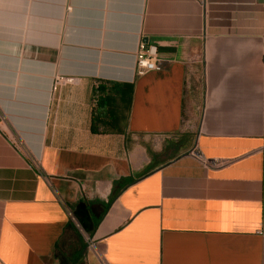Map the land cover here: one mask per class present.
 <instances>
[{
  "label": "crops",
  "instance_id": "crops-1",
  "mask_svg": "<svg viewBox=\"0 0 264 264\" xmlns=\"http://www.w3.org/2000/svg\"><path fill=\"white\" fill-rule=\"evenodd\" d=\"M0 264H264V0H0Z\"/></svg>",
  "mask_w": 264,
  "mask_h": 264
},
{
  "label": "trees",
  "instance_id": "trees-1",
  "mask_svg": "<svg viewBox=\"0 0 264 264\" xmlns=\"http://www.w3.org/2000/svg\"><path fill=\"white\" fill-rule=\"evenodd\" d=\"M131 93V84L96 82L93 89L90 130L93 133L121 131V126L126 120L125 110L121 108V104L130 105ZM96 224L97 221L92 223L91 227L86 230L87 234L93 231Z\"/></svg>",
  "mask_w": 264,
  "mask_h": 264
},
{
  "label": "built area",
  "instance_id": "built-area-1",
  "mask_svg": "<svg viewBox=\"0 0 264 264\" xmlns=\"http://www.w3.org/2000/svg\"><path fill=\"white\" fill-rule=\"evenodd\" d=\"M155 54V48L145 45L139 41L134 50V64L133 70L135 75H142L148 71L159 70L160 64ZM73 78L70 76L56 75L51 84V91H55L58 86L72 82ZM196 154V153H194Z\"/></svg>",
  "mask_w": 264,
  "mask_h": 264
},
{
  "label": "rangeland",
  "instance_id": "rangeland-1",
  "mask_svg": "<svg viewBox=\"0 0 264 264\" xmlns=\"http://www.w3.org/2000/svg\"><path fill=\"white\" fill-rule=\"evenodd\" d=\"M82 233L84 234V232L82 231Z\"/></svg>",
  "mask_w": 264,
  "mask_h": 264
}]
</instances>
